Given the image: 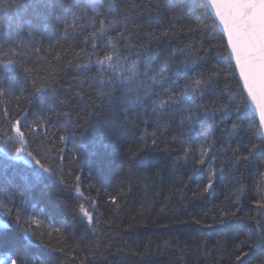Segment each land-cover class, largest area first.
Listing matches in <instances>:
<instances>
[{
	"label": "trees",
	"instance_id": "obj_1",
	"mask_svg": "<svg viewBox=\"0 0 264 264\" xmlns=\"http://www.w3.org/2000/svg\"><path fill=\"white\" fill-rule=\"evenodd\" d=\"M20 2L23 6L19 9V19L35 35V45L26 33L17 37L15 27L7 25L4 9L14 0H0V24L4 25L0 28V43L9 39L22 43L27 50V64L34 69L33 77L38 81L47 80L49 85L32 96L30 105H21L28 109L29 126L39 115L47 121L39 131L30 134L31 149L43 158L56 144L58 136L65 135L64 144H56L57 151L49 152L52 162L60 164L62 156L63 166L72 167L70 161L74 154L78 155L81 170L77 174L81 176L85 197L98 200L97 220L93 225L96 231L93 232L85 220L65 207V202L69 208L77 202L74 195L50 182L47 187L45 183L27 187L24 177H30L33 166L10 160L0 153V194L15 192L16 202L22 203L27 213H46L56 227L63 226L68 239L63 254L50 252L36 237L30 244L26 238L20 242L40 256L43 264H81L82 260L85 264H230L233 246L244 238L243 232L236 224L225 226L216 221L222 205L228 203L224 197L234 187H239L231 182L233 176L242 177L240 184L245 187L241 216L257 215L251 201L258 197L257 171L264 156L251 165H240L238 172H225L214 191L210 190L203 197L194 195L201 181L189 179V165L172 164L174 150L179 147L172 141L175 125L171 131L162 129L157 133L164 142L154 148L151 134L156 128L151 121L143 116L127 119L130 113L122 114L120 105L112 98L98 94V85L77 74L76 64L85 63L88 56L92 59L96 56L90 44L85 43L87 33L73 31L70 26L71 0ZM182 7L186 4L182 5L180 0H128L127 8H135L128 14L137 17L129 25L134 37L131 43L166 55L168 45L177 47L193 39L197 42L204 39L203 31L194 36L187 34V28H195V24L181 12ZM140 13L143 15H138ZM109 34L115 35L114 32ZM217 41L218 37L212 43ZM205 47L209 45L206 43ZM51 69H55V73ZM0 80L3 87H11L16 95L21 88L25 96L33 91L32 78L26 79L18 70L4 72L0 69ZM8 99V96L0 98V107ZM11 108L15 115L16 106L13 104ZM63 113L70 114L72 123ZM248 115L253 113L249 111ZM231 123L229 120V127ZM247 123L249 121L245 120V128ZM85 127L86 144L76 152L79 134ZM237 140H245L244 131ZM235 146L236 141H233L232 147ZM134 153H138V163L130 168L128 161ZM220 159L227 157L221 155ZM109 196H116L117 204L110 203ZM196 220L200 223L196 224ZM0 221L10 223V218L0 215ZM12 232L11 228L0 229V234ZM52 243L54 247L60 246L55 235ZM260 255L250 256L246 264H256Z\"/></svg>",
	"mask_w": 264,
	"mask_h": 264
},
{
	"label": "snow or ice",
	"instance_id": "obj_2",
	"mask_svg": "<svg viewBox=\"0 0 264 264\" xmlns=\"http://www.w3.org/2000/svg\"><path fill=\"white\" fill-rule=\"evenodd\" d=\"M127 3L128 0H71L70 26L73 31L87 33L85 43L90 44L96 56L95 59L88 56L86 62L76 64L75 69L86 81L98 85L100 96L112 98L119 104L122 114L130 113L127 119L143 116L151 121L156 128L151 134L154 148L164 142L157 133L162 129L171 131L175 125L172 141L179 147L174 150L172 164L190 166L189 179L201 181L194 195L203 197L210 190L214 191L225 172H238L240 165H251L264 156V0H180L182 5L186 4L181 12L195 24V28H187V34L194 36L203 31L205 38L199 42L193 39L183 46L168 45L166 55L131 43L134 37L129 25L137 17L128 14L135 8L128 9ZM22 6L20 0H14L4 9V16L7 25L15 27L17 37L26 33L35 45V35L19 19ZM2 27L4 25L0 24ZM112 32L115 35L109 34ZM217 37V43L213 44ZM206 43L209 47H205ZM26 57L27 50L18 40L0 43V69L23 72L26 79L32 78L33 89L28 96L24 95L23 88L16 95L11 87H3L0 80V98L10 97L0 107V153L10 160L33 166L30 177H24L27 187L38 183H45L47 187L50 182L74 195L77 202L70 208L65 202V207L85 220L95 232L98 200L85 197L81 176L77 174L81 170L78 155H73L72 167L65 168L62 156L61 163L54 164L49 154L57 151L56 144L63 145L67 137L59 135L43 158L31 149L30 134L39 131L47 121L39 115L29 126L28 109L21 105H30L32 96L49 85L47 80L38 81L33 77L34 69L28 66ZM51 71L55 73V69ZM90 72H95V76L89 77ZM249 111L252 116L248 115ZM63 115L72 123L69 113ZM229 120L232 121L230 127ZM245 120L249 121L246 128ZM86 131L85 127L79 134L76 152L86 144ZM241 131L245 132L246 142L237 140ZM217 132L219 136L215 135ZM147 135L145 132V137ZM233 141H236L235 147H232ZM59 151L63 152V148ZM221 155L227 159H220ZM137 156L138 153L131 155L130 168L138 163ZM259 169H264V162L257 171L258 197L251 201L257 215L241 216L245 187L240 184L242 177L233 176L231 182L239 187H234L224 197L228 203L222 205L216 221L225 226L236 224L243 232L244 238L233 246L230 264H246L248 258L257 253L261 255L256 264H264V171ZM109 201L117 204V197L109 196ZM0 215L10 218V223L0 221V229H13L7 235L0 234V264H43L40 256L20 242L23 238L30 244L36 237L50 252H65L68 239L63 226L56 227L46 213H27L23 204L16 202L15 192L0 194ZM54 235L60 246H53Z\"/></svg>",
	"mask_w": 264,
	"mask_h": 264
}]
</instances>
